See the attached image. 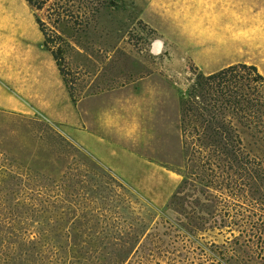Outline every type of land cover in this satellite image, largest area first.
<instances>
[{
  "label": "rangeland",
  "instance_id": "rangeland-1",
  "mask_svg": "<svg viewBox=\"0 0 264 264\" xmlns=\"http://www.w3.org/2000/svg\"><path fill=\"white\" fill-rule=\"evenodd\" d=\"M249 2L261 5L264 13V0H121L117 8L102 7L94 18L85 12L78 18L81 26L76 32L63 27L69 39L65 53L68 78L77 95L126 83L137 84L139 89L138 133L132 146L136 169L126 176L111 171L135 193L129 202L124 193L115 196L123 206L121 218L139 233L136 240L123 235L115 242L138 249L131 264H197L203 249L211 251L215 264H227L223 259H230L231 247L223 242L229 234L197 224L193 199L200 201L201 196L194 195V189L176 210H166V206L185 177L180 96L192 71L207 74L229 63L244 62L256 65L264 75V21L260 25L248 20L242 23V12L249 10L243 3ZM231 8L235 16L233 42L228 49L227 11ZM41 16L48 25L47 13ZM30 19L29 33L36 34L38 41L40 32ZM252 30L258 34H250ZM157 41L162 44L160 53L152 51ZM109 106L111 101L106 100L85 102L82 107L98 112ZM260 130L245 128L241 136L246 150L264 163V125ZM106 156L110 164L126 172L120 155ZM98 166L106 168L55 123L33 111L0 108V169H17L26 176L38 174L49 185L58 183L63 173L72 169L86 174L90 185L99 186L104 180L93 173L98 172ZM7 180L5 172L0 174V183ZM69 226L77 231L96 230L100 225ZM123 227L131 231L127 223ZM105 243L96 241L93 245ZM232 248L244 261L249 259L247 264H264V252L255 244Z\"/></svg>",
  "mask_w": 264,
  "mask_h": 264
},
{
  "label": "trees",
  "instance_id": "trees-1",
  "mask_svg": "<svg viewBox=\"0 0 264 264\" xmlns=\"http://www.w3.org/2000/svg\"><path fill=\"white\" fill-rule=\"evenodd\" d=\"M25 1L76 103L80 96L68 78L69 39L63 27L76 32L85 12L94 18L102 7L117 8L121 0ZM188 81L180 96L179 119L185 177L166 210L185 202L194 189V195L201 196L200 201L193 199L197 224L229 234L223 242L231 247V255L224 262L247 264L249 259L244 261L232 247L255 244L264 252V163L246 150L241 131H261L264 125V75L256 65L240 62L207 74L193 70ZM97 168L94 175L104 180L99 186L72 169L51 185L38 174L0 169L8 178L0 183V264H131L138 249L115 242L123 235L136 240L139 233L121 218L123 206L115 196L124 193L129 202L135 193L110 169ZM76 223L103 228L75 231L69 225ZM125 223L131 231H124ZM96 241L106 243L93 245ZM200 258L197 264H215L208 249Z\"/></svg>",
  "mask_w": 264,
  "mask_h": 264
},
{
  "label": "crops",
  "instance_id": "crops-1",
  "mask_svg": "<svg viewBox=\"0 0 264 264\" xmlns=\"http://www.w3.org/2000/svg\"><path fill=\"white\" fill-rule=\"evenodd\" d=\"M243 6L250 10L242 12L243 24L245 20L255 25L264 21L261 5L249 2ZM227 16V24L231 26L227 27L226 37L229 49L233 42V8L227 11ZM31 17L42 40L36 41V34L29 33ZM155 43L152 51L160 53L162 44L159 42L156 47ZM230 64L233 63L227 65ZM138 91L137 84L126 83L87 91L73 103L55 59L45 47L33 9L25 0L22 4L21 0H0V108L39 114L59 126L67 137L106 168L126 176L125 173L136 169V151L132 146L136 145L138 133ZM106 100L111 101V106L100 108L98 112L82 107L85 102L104 103ZM108 153L121 156L119 161L126 172L107 161Z\"/></svg>",
  "mask_w": 264,
  "mask_h": 264
},
{
  "label": "bare ground",
  "instance_id": "bare-ground-1",
  "mask_svg": "<svg viewBox=\"0 0 264 264\" xmlns=\"http://www.w3.org/2000/svg\"><path fill=\"white\" fill-rule=\"evenodd\" d=\"M158 44H159V42H156V43H155V46L158 47V46H157ZM159 45H160V44H159ZM156 47H155V49H156Z\"/></svg>",
  "mask_w": 264,
  "mask_h": 264
}]
</instances>
